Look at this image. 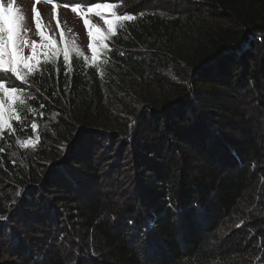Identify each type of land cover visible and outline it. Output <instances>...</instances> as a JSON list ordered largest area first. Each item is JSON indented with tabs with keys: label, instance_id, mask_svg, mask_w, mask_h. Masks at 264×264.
Here are the masks:
<instances>
[{
	"label": "trees",
	"instance_id": "16d2710c",
	"mask_svg": "<svg viewBox=\"0 0 264 264\" xmlns=\"http://www.w3.org/2000/svg\"><path fill=\"white\" fill-rule=\"evenodd\" d=\"M52 3L135 19L106 69L59 55L23 84V119L0 133V264H264V0ZM176 64L185 86L129 131L100 121L102 72Z\"/></svg>",
	"mask_w": 264,
	"mask_h": 264
},
{
	"label": "snow or ice",
	"instance_id": "6c2138e0",
	"mask_svg": "<svg viewBox=\"0 0 264 264\" xmlns=\"http://www.w3.org/2000/svg\"><path fill=\"white\" fill-rule=\"evenodd\" d=\"M52 3V0H47ZM58 5L52 3V14L55 19ZM67 7V5H65ZM83 5L75 4L71 11L83 19V24L87 29L88 49L91 52V61L96 64L98 57L108 48L107 42L111 37L116 35L118 25H122L124 21H131L135 17L131 15H118L116 8L117 4L112 3H95L87 7V11H81ZM33 21L35 22L36 35L40 38V43L28 38V29L22 26V21L25 19L21 15V10L15 6L14 0H8L7 5L0 2V133H3L5 128L9 132L14 131L13 121H22L23 116L19 111V107L25 104L24 89L22 87L9 86L8 80L10 74L15 78V81L27 83V78L35 71L39 70L41 57L45 60L55 58L62 53L65 66L69 64V58L72 51L76 54L83 55L74 47V42L70 47V42L66 39L65 33H60V43L62 47H58L53 39L46 35L45 30L37 15L35 5L32 7ZM90 14H94L103 20L105 26L101 29L94 23H90L87 18ZM59 27V25H57ZM28 49L29 54L24 55V50ZM87 61V57H84ZM43 107V105H41ZM28 113H32L33 109L28 108ZM33 133L37 130V123H31ZM33 140L18 141L23 148L35 146ZM19 196L20 193L18 192ZM5 219V217H0Z\"/></svg>",
	"mask_w": 264,
	"mask_h": 264
},
{
	"label": "rangeland",
	"instance_id": "374dc122",
	"mask_svg": "<svg viewBox=\"0 0 264 264\" xmlns=\"http://www.w3.org/2000/svg\"><path fill=\"white\" fill-rule=\"evenodd\" d=\"M0 2L7 5L8 0H0ZM14 3L15 6L20 8L21 15L25 17L22 21V26L28 29V38L30 40L40 43V38L36 35L35 22L32 18V7L35 5L38 18L46 35L53 39L58 47H62L60 33L64 32L66 39L70 42V47L72 46V42H74V47L83 53V55L79 56L83 59L86 56L88 58L86 62L93 65L91 52L87 47L89 42L87 29L83 24V19L71 11L72 6L65 7L57 4V13L54 19L52 4L50 3L38 0H14ZM81 11L86 12L87 7H82ZM87 18L90 23L96 24L101 29L105 28L103 20L100 17L90 14ZM107 50L108 48L98 57L96 64H94L98 69H102V67L103 70L106 69ZM145 51L146 49H143V52ZM28 54L29 50L25 49L24 55L27 56ZM71 54H76V52L72 51ZM40 59L41 63L46 61L44 57ZM115 73L110 72L104 75L102 72V76H104V98L99 113L100 121H106L107 127L110 130L127 126L126 128L129 131L130 126L135 123L133 119L135 118V114L142 111L144 104L155 106L165 97H173L176 93L175 88L185 86L188 69L183 64H176L167 72L163 71L161 74L155 76V80L146 77L140 79L134 76V74L131 75L125 71L115 70ZM8 76L10 87L16 86L24 89L23 82L15 81V78L11 77L10 74ZM33 141L36 142V140ZM56 142H60V140L57 139ZM34 147L29 146L24 149L32 150ZM241 225L242 223H239V226ZM249 264H258V256L252 259Z\"/></svg>",
	"mask_w": 264,
	"mask_h": 264
}]
</instances>
